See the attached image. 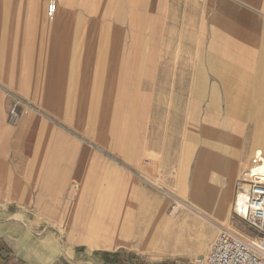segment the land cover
<instances>
[{"label":"crops","instance_id":"crops-1","mask_svg":"<svg viewBox=\"0 0 264 264\" xmlns=\"http://www.w3.org/2000/svg\"><path fill=\"white\" fill-rule=\"evenodd\" d=\"M195 27L264 59V0H0V264H130L162 248L151 235L226 215L252 154L234 160L210 108L246 104L195 84Z\"/></svg>","mask_w":264,"mask_h":264},{"label":"rangeland","instance_id":"rangeland-1","mask_svg":"<svg viewBox=\"0 0 264 264\" xmlns=\"http://www.w3.org/2000/svg\"><path fill=\"white\" fill-rule=\"evenodd\" d=\"M167 29L174 31L175 39L180 36L183 30L185 35V28L170 26ZM194 29L195 84L202 85L203 76H205L211 87L212 99L218 97L219 93L223 98L225 94L227 99H240L246 104L245 106H233L228 102V106L225 108L226 114H224V107L211 106L209 125L212 134H216L215 136L217 137L225 133L228 143L230 140L233 142L234 160H238L242 153L250 152L252 154L250 165L242 172H232L231 176L234 177L230 186L232 198L225 205L226 215L221 216L219 221L218 218L214 219L213 217L205 220L196 214L201 223L198 230L199 234L197 232L193 234L197 228L188 225L187 227L183 223H179L178 233L151 235L154 242L156 240L159 241L160 245L158 247L162 246L159 250H138L136 248L139 243L137 240L138 236L130 235L128 245L125 246L127 248L135 247L136 249H134L135 252L123 253L125 255V258H123L125 259V263L128 257L131 259L130 264H152L154 262L159 264H177L176 262L178 261L187 262V264H202V261H204L210 251L212 243L221 231L227 229L248 241L255 237L254 232H252L247 224L236 216L234 212V199L238 191L237 183L246 178L245 176L248 175L250 168L253 166L252 161L255 151L258 149L264 151V59L238 57V55H244L243 53L219 52L218 39L215 37L213 30L211 34V48L209 49L208 44L206 45L204 42L202 28L195 27ZM168 38L171 40V35L168 34ZM168 45L169 50H172L175 42L173 41ZM223 82L226 83L227 91L223 90ZM218 88L222 91H218ZM200 93L202 94V91H199ZM193 97L198 99L200 95L195 91ZM194 109L197 120L201 117V113L197 111V106ZM214 176L216 177V174ZM230 187L228 186L223 189L227 192ZM177 204L179 205V209L173 211L172 207ZM180 204L182 203L176 202L170 208L173 215H178V218L182 216ZM202 219L206 224L204 234L202 233L201 226L203 224ZM208 221H211V224ZM216 222L221 223V228L217 230H215L214 225ZM181 225L186 228H180L182 227ZM208 236L210 237V241ZM176 247L185 248L186 250L177 251Z\"/></svg>","mask_w":264,"mask_h":264},{"label":"built area","instance_id":"built-area-1","mask_svg":"<svg viewBox=\"0 0 264 264\" xmlns=\"http://www.w3.org/2000/svg\"><path fill=\"white\" fill-rule=\"evenodd\" d=\"M56 12V3L51 1L48 16L52 18ZM19 117L17 108L10 111V120L15 122ZM254 167L248 176L237 183V195L245 194L244 205H236L234 212L254 232L250 241L227 230L221 231L202 264H264V175L256 165L259 158L253 159ZM174 205L172 210H178Z\"/></svg>","mask_w":264,"mask_h":264},{"label":"bare ground","instance_id":"bare-ground-1","mask_svg":"<svg viewBox=\"0 0 264 264\" xmlns=\"http://www.w3.org/2000/svg\"><path fill=\"white\" fill-rule=\"evenodd\" d=\"M203 73V72H202ZM233 87V86H232ZM256 156H257V158H259V160H260V163L258 164V165H256L257 167H259V169H258V171L261 173V174H263L264 175V151L262 150V149H258V150H256L255 151V153H254V158L253 159H255L256 158ZM222 160V159H221ZM224 163V162H223ZM226 163V162H225ZM214 164V163H213ZM254 167V165L250 168V169H252ZM218 168V167H217ZM225 169V168H224ZM217 170V169H216ZM212 171V170H211ZM223 171V170H222ZM250 171V170H249ZM249 173V172H248ZM226 174V173H225ZM248 176V175H247ZM247 176H245V177H247ZM233 177V176H232ZM216 193H220L221 194V192L220 191H215V192H212V202H211V206H212V208H215V207H219L218 206V204L219 203H216V199H215V195H216ZM209 194V193H208ZM209 196V195H208ZM231 198H232V192H231V187H230V189L229 190H227V192H225V194H224V199H225V201H226V203H227V201H230L231 200ZM245 194H243L242 192H240V193H238V195H235V199H234V204H235V207H236V205H238V206H241V205H244V203H245ZM221 204H222V202H221ZM223 229H225V228H223ZM215 230H217V229H215ZM227 230V229H226ZM224 231V230H223ZM228 231V230H227ZM231 232V231H230ZM233 233V232H232ZM235 234V233H234ZM237 235V234H236Z\"/></svg>","mask_w":264,"mask_h":264}]
</instances>
